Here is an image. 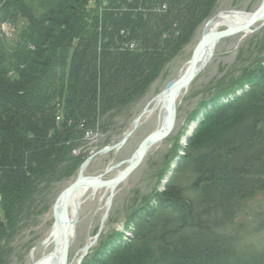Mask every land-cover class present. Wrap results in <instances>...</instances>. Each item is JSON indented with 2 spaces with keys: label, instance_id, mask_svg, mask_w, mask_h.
Segmentation results:
<instances>
[{
  "label": "trees",
  "instance_id": "1",
  "mask_svg": "<svg viewBox=\"0 0 264 264\" xmlns=\"http://www.w3.org/2000/svg\"><path fill=\"white\" fill-rule=\"evenodd\" d=\"M91 1L0 0V21L23 23L18 40H0V262L1 241L39 191L77 174L85 158L73 151L85 133L108 129L142 97L217 5L103 0L100 13ZM258 73L242 100L204 108L166 189L183 207H152L129 242H106L82 264H264V248L216 233L238 202L264 192V67ZM189 170L194 186L182 191L176 181Z\"/></svg>",
  "mask_w": 264,
  "mask_h": 264
},
{
  "label": "rangeland",
  "instance_id": "2",
  "mask_svg": "<svg viewBox=\"0 0 264 264\" xmlns=\"http://www.w3.org/2000/svg\"><path fill=\"white\" fill-rule=\"evenodd\" d=\"M263 2L264 0H217L216 8L195 30L191 41L163 69L147 92L120 112L108 129L104 130L99 126L95 131L89 130L85 133L81 142L77 144L78 148L73 151V157L85 158L77 174L75 173L71 178L63 179L64 175H62L60 179L50 180V184L39 191L40 195L35 198V203L25 210L23 221L9 230L1 241L2 250L6 254L3 255L4 261L2 259L0 264H31L32 252L35 258L39 259L44 253L53 251V247L46 250L44 242L55 225L54 207L64 191L80 176L86 178L102 176L104 181L118 176L129 165V160L143 140L161 127L160 118L166 113V109H155V101L171 82L177 80L190 67L195 48L201 41L207 24L211 20L215 21L219 15L231 11L245 13L249 19L259 10ZM98 3L92 5L93 10L99 8ZM103 10L98 9L100 13ZM263 23L264 20L257 21L250 30L220 40L211 51L207 64L180 93L176 101V121L171 134L151 147L141 166L126 181L121 182L114 192L110 188H103L95 195L89 193L85 197L80 209L77 210L79 214L77 212L74 214L77 223L74 225L68 264H82L84 258L94 250L103 248V244L111 240L129 242L135 232V222L141 218L139 215L147 216L148 209L152 207L169 212L172 210L168 209L169 205L183 207L181 204L169 203L171 197L165 194L170 183L176 186L173 184L175 171L185 153L184 149L188 141L200 125L198 115H203L204 108L209 109L214 102L226 104L238 98L242 100L249 92L251 84L260 74L258 72L264 67ZM22 25L21 22L16 27L3 20L0 21V40L8 42L18 40ZM66 71L60 70L55 80L60 82L62 80L60 76L66 78L64 75ZM55 92L57 90L52 93ZM60 98L57 97L51 104L57 110L62 108ZM144 112L146 114L140 125L120 149L100 154L101 151L123 141L134 128L137 118ZM61 119L60 115L56 118L57 122ZM192 125L193 131L183 141L187 129ZM88 159L90 161H87ZM85 163H87L86 167L82 171ZM188 172L182 174L181 179L176 181L182 191L187 188L192 189L190 187L194 186L192 171ZM188 198L191 200V197ZM159 202H164V205L160 207ZM238 203L239 211L235 219L233 221L224 219L225 224L216 233L220 236L234 237L239 248L263 251L264 227L262 228L261 224L264 223V192ZM86 248L89 249L86 251ZM84 252L85 256H83Z\"/></svg>",
  "mask_w": 264,
  "mask_h": 264
},
{
  "label": "water",
  "instance_id": "3",
  "mask_svg": "<svg viewBox=\"0 0 264 264\" xmlns=\"http://www.w3.org/2000/svg\"><path fill=\"white\" fill-rule=\"evenodd\" d=\"M260 20H264V2L260 6L259 10L255 12V14H253L245 24H240L239 26H236V27H230L227 30H223V31H214V32L208 33L206 30L207 27L212 25L214 22V20H211L207 24L204 30L201 41L195 48L193 58H192L193 59L192 62L194 63V66L193 64L190 66V72L188 76L181 82H178L177 80L171 82L166 87V89L163 91L161 96L159 97L160 99V98H165L164 96H168V95L170 96L168 104H167V100L164 101L166 105L165 109H166V119H167L165 122V127L164 128L160 127L158 130H156L155 132H153L152 134H150L147 138L143 140V142L140 144V146L136 150L135 154L129 160V165L123 171H121L118 174V176L110 180H107V181H104L102 179V176L97 177V178H91V177L86 178L84 176H80L76 180V182L73 183L69 188H67L64 191V193L59 197L54 207V219H55V226L58 228L57 231L59 232L58 233L59 238L63 245V248L61 250V256H60V264H67L69 248L71 246L68 241V237H69L68 230L71 224L69 211H68V201L72 193L76 189H78L80 186H83V185H86L92 189L110 188L114 192L116 187L121 182L125 181V179L140 165V163L146 157L151 147L154 146L156 143L160 142L161 140L165 139L173 131L175 121H176L175 110H177V108L174 106L172 100L177 96V94L180 95V93L190 85L193 79L198 75V73L202 70V68L207 64L210 56L205 57L206 60L204 63L201 64L202 66L200 68L196 67V63L199 62V57L203 56L204 51H206V49L210 47H212L214 50V47L217 45V43L220 42V40L228 38V37H232L238 33L246 32L250 30L257 21H260ZM145 114L146 112H144L141 116L137 118L134 128L123 139V141H121L119 144L115 146L109 147L101 151L100 154H106V153L111 152L112 150L120 149L123 146V144L127 141V139L138 128V126L140 125V121L142 120ZM90 159H88L87 161H90ZM86 164L87 163H85L82 166V169H81L82 171L85 169ZM77 213L79 214L78 211ZM76 222H77V218L75 217L73 220V225H75ZM88 249L89 248H86V251ZM85 254L83 256H85ZM53 256H57L55 248L52 253V258H54Z\"/></svg>",
  "mask_w": 264,
  "mask_h": 264
},
{
  "label": "bare ground",
  "instance_id": "4",
  "mask_svg": "<svg viewBox=\"0 0 264 264\" xmlns=\"http://www.w3.org/2000/svg\"><path fill=\"white\" fill-rule=\"evenodd\" d=\"M97 1H99V0L91 2V5H96ZM247 21H248L247 14L239 13V11H231L230 13H223V14L219 15L215 19L213 24L208 26L206 30L208 33L214 32V31H220L221 29H224V28L236 27V26H239L240 24H245ZM212 50H213V48L210 47V48L206 49V51H204L203 56L199 57V62L196 63V67L200 68L202 66L201 64L204 63L206 60L205 57L210 56ZM192 60L189 64V66H191L192 64L194 66V63L192 62ZM189 72H190V67L183 74H181L180 77L177 78V81L181 82L182 80H184L188 76ZM164 97L165 98H160V99H157L155 101V109H158V108L160 110L165 109L166 105H165L164 101L167 100V104H168L170 96L168 95V96H164ZM178 99H179V95L177 94V96L172 100L175 107L177 105V102H174V101H177ZM175 112L177 114V110H175ZM151 113L152 112H150V114ZM148 114H149V112H148ZM59 115L62 116L61 113H59ZM198 116L200 117V119L202 118V115L201 116L198 115ZM166 120H167L166 119V113H163V115H161V118H160V123L162 124L161 125L162 128L165 127ZM200 121H198V122H200ZM193 129H194L193 125L187 129V133L183 137V141L186 140V136H189L191 134V132L193 131ZM183 141H182V143H183ZM144 159L142 160L140 165L133 172H135L141 166ZM131 174L125 179V181L131 176ZM98 190L99 189H92L86 185H83V186H80L78 189H76L72 193V195L70 196L69 201H68V211H69V216H70V220H71V224H70V227L68 230V234H69L68 241H69L70 245L72 244V240H73V236H74V230H75L74 229L75 226L73 225L74 214L77 212L78 209H80L82 203L84 202L85 197L89 193H92V195H95ZM149 211H151V209H148L147 212H149ZM148 215L149 214H147V216ZM139 216L140 217H146V215H144V214L139 215ZM57 230H58V228L54 225L48 239L44 242L45 249L48 250L49 248L52 249V247H53V250H54V248H55L57 256H53L54 258H52L53 251L51 250L49 253H47V252L44 253L41 258L36 259L35 256L33 255V252H32V263L31 264H60V256H61V250L63 248V245H62V242L59 238V235H58L59 232ZM83 254H85V252ZM86 258H84V260Z\"/></svg>",
  "mask_w": 264,
  "mask_h": 264
}]
</instances>
